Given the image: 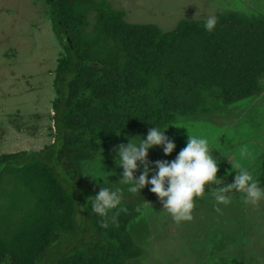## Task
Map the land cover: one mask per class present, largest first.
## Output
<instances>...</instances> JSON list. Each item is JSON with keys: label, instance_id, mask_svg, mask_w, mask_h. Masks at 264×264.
<instances>
[{"label": "trees", "instance_id": "1", "mask_svg": "<svg viewBox=\"0 0 264 264\" xmlns=\"http://www.w3.org/2000/svg\"><path fill=\"white\" fill-rule=\"evenodd\" d=\"M47 2L55 34L66 41L53 80L55 140L42 151L0 159V188L10 182L16 195H6L23 204L17 220L0 217V264H49L51 252L50 264H126L140 253L128 226L139 204L157 197L146 193L139 202L121 193L118 207L127 210L103 227L105 218L89 201L100 186L80 170L82 164L101 147L140 138L153 126L167 130L196 118L216 122L210 113L221 102L227 108L258 95L264 17L221 15L211 33L204 22L183 20L164 32L126 22L104 0ZM91 12L94 24L85 32ZM82 214L94 239L81 229ZM60 243L72 249L51 251Z\"/></svg>", "mask_w": 264, "mask_h": 264}, {"label": "rangeland", "instance_id": "2", "mask_svg": "<svg viewBox=\"0 0 264 264\" xmlns=\"http://www.w3.org/2000/svg\"><path fill=\"white\" fill-rule=\"evenodd\" d=\"M104 1L122 12L126 22L153 25L164 32L173 31L183 20L205 22L208 17L217 19L230 13L264 17V0ZM94 14H88L85 32L91 31ZM64 45L66 41L60 43L55 34L47 0H0V159L7 154L39 152L54 142L53 80ZM261 82L263 89L254 98L227 108L221 102V107L210 113L217 116L216 122L196 118L171 125L165 134L175 142L176 149L171 156H165L160 147L150 150L148 160L153 172L156 161L176 158L189 134L208 140L219 163L217 178L225 184L234 182L239 169L232 165L239 163L264 186V79ZM139 140L133 138V142ZM127 143L128 139L115 146ZM113 149L110 145L101 147L80 170L99 186L120 189V194L130 196L132 201H142L146 193H151L150 186L137 196L128 192ZM142 170L140 166L134 175L138 177ZM0 191V217L17 220L23 204H14L11 195H6L13 191L12 184L4 182ZM91 191H84V197L92 195ZM230 195V204H217L206 186L205 193L195 198L193 219L179 223L163 209L156 195L154 200L139 204L128 234L140 253L126 264H264V200L246 204L244 193ZM86 219L82 214L81 229L87 231L88 239H94L90 220ZM63 246L60 243L51 251L58 254ZM70 249L67 245L62 251ZM54 256L51 252L49 264Z\"/></svg>", "mask_w": 264, "mask_h": 264}, {"label": "clouds", "instance_id": "3", "mask_svg": "<svg viewBox=\"0 0 264 264\" xmlns=\"http://www.w3.org/2000/svg\"><path fill=\"white\" fill-rule=\"evenodd\" d=\"M216 25L215 17H208L204 22V28L209 33L215 30ZM167 130L153 126L146 137L136 136L140 137L138 143L133 142L135 137H129L127 144L114 146L113 151L117 157L115 162L123 169L121 180L128 184V192L139 194L150 186L149 191L158 197L163 209L177 223L193 219L195 198L205 193L206 186L209 187L211 195H214L217 204H230V194L233 192L244 193L243 200L246 204L264 200V186L239 163L232 165V168L239 169L235 171L233 183L225 184L223 179L217 178L218 159L213 156L208 140L203 137L188 134L186 146L176 158L172 161H156L153 172V165L148 160L149 151L160 147L165 156H171L176 149L175 142L165 134ZM140 166H143V170L136 177L134 174ZM212 185L217 187L213 188ZM121 200L120 189L112 190L102 186L98 194L89 199L92 211L105 218L103 227H108L109 221L116 224L119 213L127 210L118 207Z\"/></svg>", "mask_w": 264, "mask_h": 264}, {"label": "water", "instance_id": "4", "mask_svg": "<svg viewBox=\"0 0 264 264\" xmlns=\"http://www.w3.org/2000/svg\"><path fill=\"white\" fill-rule=\"evenodd\" d=\"M51 1H53V0H51Z\"/></svg>", "mask_w": 264, "mask_h": 264}]
</instances>
